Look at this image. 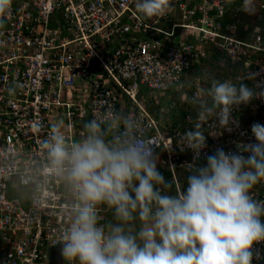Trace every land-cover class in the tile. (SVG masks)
Masks as SVG:
<instances>
[{
  "label": "built area",
  "instance_id": "built-area-1",
  "mask_svg": "<svg viewBox=\"0 0 264 264\" xmlns=\"http://www.w3.org/2000/svg\"><path fill=\"white\" fill-rule=\"evenodd\" d=\"M168 3L166 15L144 18L135 0H14L0 27V264H66L57 235L68 196L40 173L41 145L57 122L74 142L109 109L134 116L154 142L168 195L176 184L183 190L189 165L206 166L218 149L249 155L242 149L256 142L251 128L264 124V0L253 14L243 0ZM213 79L256 95L233 108L227 128L205 123L206 147L194 159L180 136L195 130L194 101L207 99ZM41 193L42 206L32 199ZM252 195L264 201V184ZM100 214L108 222L110 212ZM253 256L264 264V244Z\"/></svg>",
  "mask_w": 264,
  "mask_h": 264
},
{
  "label": "clouds",
  "instance_id": "clouds-1",
  "mask_svg": "<svg viewBox=\"0 0 264 264\" xmlns=\"http://www.w3.org/2000/svg\"><path fill=\"white\" fill-rule=\"evenodd\" d=\"M13 3L0 0V27ZM135 10L152 18L170 8L168 0H135ZM242 10L253 14L255 0H243ZM204 95L194 101L195 130L180 136L194 159L206 147L205 123L215 118L227 128L233 108L256 93L213 79ZM143 132L141 121L111 109L85 123L78 141L69 142L63 122L51 126L40 173L58 179L68 196V223L57 235L66 264H253L254 246L264 244V201L252 195L264 184V124L252 126L247 157L218 149L206 166H188L187 188L176 184L175 195ZM32 199L45 202L42 193ZM101 209L114 223L103 222Z\"/></svg>",
  "mask_w": 264,
  "mask_h": 264
},
{
  "label": "rangeland",
  "instance_id": "rangeland-1",
  "mask_svg": "<svg viewBox=\"0 0 264 264\" xmlns=\"http://www.w3.org/2000/svg\"><path fill=\"white\" fill-rule=\"evenodd\" d=\"M247 18V20L248 21H250V17H246ZM199 74V76L201 77V73H198ZM197 75V73H192L187 79H188V81L189 82H192V80H193V78L195 77ZM210 74H206V73H204V74H202V79L205 81V80H208L209 81V83L211 82V80H210ZM189 177V176H188ZM188 177H181L183 180H181V182H184V186H183V189H186L187 188V180H188ZM108 222H113L114 223V221H113V219H112V215H111V213H110V215L108 216Z\"/></svg>",
  "mask_w": 264,
  "mask_h": 264
}]
</instances>
